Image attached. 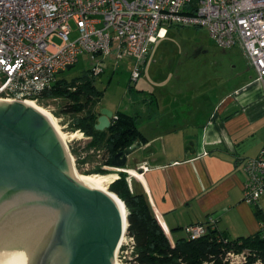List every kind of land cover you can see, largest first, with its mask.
Instances as JSON below:
<instances>
[{
    "label": "built area",
    "instance_id": "built-area-1",
    "mask_svg": "<svg viewBox=\"0 0 264 264\" xmlns=\"http://www.w3.org/2000/svg\"><path fill=\"white\" fill-rule=\"evenodd\" d=\"M172 26L202 27L218 47L237 46L257 79L264 81V0H0V98L38 102L36 96L55 84L58 71L75 65L81 55L90 63L89 77L103 72L107 60L114 67L130 60V79L135 81L153 45ZM72 32L77 33L73 39ZM117 118L115 111L110 124ZM138 168L143 164L134 171ZM242 171L243 200L262 212L259 233L264 239V209L259 205L264 197V148L243 159ZM125 173L130 186V170ZM208 226L215 228L213 216L183 230L196 239ZM250 258L252 264H261L250 249H230L222 264H247Z\"/></svg>",
    "mask_w": 264,
    "mask_h": 264
},
{
    "label": "crops",
    "instance_id": "crops-1",
    "mask_svg": "<svg viewBox=\"0 0 264 264\" xmlns=\"http://www.w3.org/2000/svg\"><path fill=\"white\" fill-rule=\"evenodd\" d=\"M239 52L242 65L226 80L217 69L209 75L205 72L197 83L199 92L189 89L182 102H177L180 91L167 98V104L175 100L191 108L193 98L200 95L194 99L201 104L186 111L188 124L181 118L182 111H165L177 121L171 127L181 124L177 128H184L183 150L178 151L171 140L164 146L155 144L158 133L146 140L141 137V149L129 155L119 171L130 170V192L144 197L171 245L179 237H188L184 226L205 223L209 216L214 217L215 228L230 239L259 231L262 212L243 200L242 161L264 148V81L257 79L255 69ZM158 96L154 95L157 103ZM147 148L150 151L144 154ZM139 164L144 168L134 171ZM259 205L264 209V197Z\"/></svg>",
    "mask_w": 264,
    "mask_h": 264
},
{
    "label": "water",
    "instance_id": "water-1",
    "mask_svg": "<svg viewBox=\"0 0 264 264\" xmlns=\"http://www.w3.org/2000/svg\"><path fill=\"white\" fill-rule=\"evenodd\" d=\"M23 101L0 100V264H112L116 204L78 179L47 118ZM112 113L97 111L94 129H108ZM140 149L133 142L111 165Z\"/></svg>",
    "mask_w": 264,
    "mask_h": 264
},
{
    "label": "rangeland",
    "instance_id": "rangeland-1",
    "mask_svg": "<svg viewBox=\"0 0 264 264\" xmlns=\"http://www.w3.org/2000/svg\"><path fill=\"white\" fill-rule=\"evenodd\" d=\"M70 25L74 28L72 21ZM76 36L77 33L72 32L69 37L73 39ZM239 53L237 46L228 50L218 48L202 27L172 26L167 37L159 39L154 44L140 76L135 81L130 79L132 65L129 60H122L115 67L111 61L107 60V66L103 72L95 77H90L95 90L99 93L97 102L92 98L85 106L86 92H82V94H77L74 100L68 97H58L55 100L47 99L37 102V104L47 110L53 109L51 113L56 118L63 117L61 123L67 124L64 131L82 130V138L71 139L67 143V150L79 173L104 174L112 172L118 175L120 169L116 168V170L119 169L116 171L115 167L107 163L110 149L107 148L105 137L103 142L97 143L96 141L90 145L91 131L88 126L81 124V121L84 122L83 117L87 110L93 108V111L94 109L99 111L101 108H107L113 112L124 111L134 116L137 131L145 140L158 133L161 134L160 139L155 144L164 146V143L167 144L168 140H171L173 146L181 151L185 148L182 138L184 133L182 129L184 128H177L183 127L181 124L176 129L171 127L176 125L177 121H174L173 117L169 118L165 111H182L181 118L187 124L190 123L186 111L201 104L200 99H194L199 98L200 95L193 98L194 102L190 105L191 108L185 103L178 105L177 102H182L186 98L183 94H189V89L191 92H199L197 83H199L198 80L204 78L205 72L209 75L217 69L226 80V76H230L232 71L242 65L243 57ZM89 65L90 63L81 55L75 65L57 73L53 79L54 81L62 80L70 85L85 74L88 76ZM184 82H192L193 85ZM224 87L226 88V86ZM82 90L84 91L83 88ZM177 91L183 92L177 96V102L174 100L173 103L167 104V98L176 94ZM155 94L159 95L158 103L154 99ZM72 103L76 104L74 112L65 111L64 109ZM125 242L121 249L119 248L115 256L116 260L119 259V264H137L134 260L136 253L134 240L127 234ZM163 262L166 261L163 260Z\"/></svg>",
    "mask_w": 264,
    "mask_h": 264
},
{
    "label": "trees",
    "instance_id": "trees-1",
    "mask_svg": "<svg viewBox=\"0 0 264 264\" xmlns=\"http://www.w3.org/2000/svg\"><path fill=\"white\" fill-rule=\"evenodd\" d=\"M74 83L76 85H73ZM73 86L75 87L74 91L68 89V87ZM82 92H86L85 106L92 98L97 102L99 93L86 74L70 85L62 80L55 81L53 86L41 92L36 98L38 102L58 97H68L74 100V97L77 94H82ZM75 107L76 104L72 103L64 110L71 113L74 112ZM117 114V120L103 131L94 129L97 111L95 109L93 111V108L87 110L83 117L84 122L81 121V124L88 126L91 131L92 141L90 145H93L96 141L97 143L103 142L105 137L107 148L110 149V157L107 159L109 165H111L113 155L119 149H124L136 141L142 142L140 133L135 126L134 116L120 110H117ZM126 176L125 172H119L116 180L108 186L107 192L114 194L118 202L121 204L123 202L122 205L128 210V226L125 235L128 234L134 239L136 248L134 260L137 264H222L226 250H242L244 248L256 252L261 264H264V239L260 237L259 231L246 237L230 239L216 228L212 229L208 226L207 232L203 236L196 239L179 237L175 240L174 245H171L163 229L149 212L144 197L141 194L130 192ZM256 211L260 214L259 210ZM220 237H227L229 242L224 244L219 241ZM163 260L166 262H163ZM253 260L254 258H250L247 264L252 263Z\"/></svg>",
    "mask_w": 264,
    "mask_h": 264
},
{
    "label": "bare ground",
    "instance_id": "bare-ground-1",
    "mask_svg": "<svg viewBox=\"0 0 264 264\" xmlns=\"http://www.w3.org/2000/svg\"><path fill=\"white\" fill-rule=\"evenodd\" d=\"M0 100L13 101L9 98H0ZM23 103L33 107L34 109L39 111L42 115H44L47 118V120L49 121V123L51 124V126L53 127V129L55 130V132L57 133L59 138L61 139V141H62V143L66 149L67 157H68L69 163L71 165V168L74 171V173L76 174V176L78 177V179L81 182L88 185L91 189L99 191V192L109 196L114 201V203L116 204V206L119 210L120 217H121L120 218L121 219V226H120V231H119V235L117 238L115 248L113 249V252L111 254V263L112 264H119L120 261H119V259L116 260L115 256L117 255L119 248L125 243V241L127 239V235H125V231H126V227H127L128 210L126 207H124L122 205L123 204L122 201H121L122 204L118 202V200L116 199L117 197L114 194H112L111 192L110 193L107 192L108 186L111 185L116 180L117 174L116 173H109V174L79 173L74 166L73 158H72L71 154L67 150V143L71 139L82 138L83 132L80 131V129H76L73 132H69V131L66 132V130L64 131L63 126L59 120V117L56 118L51 113L52 112L51 110L44 109L43 107L39 106L36 101H33L31 99H25L23 101Z\"/></svg>",
    "mask_w": 264,
    "mask_h": 264
},
{
    "label": "flooded vegetation",
    "instance_id": "flooded-vegetation-1",
    "mask_svg": "<svg viewBox=\"0 0 264 264\" xmlns=\"http://www.w3.org/2000/svg\"><path fill=\"white\" fill-rule=\"evenodd\" d=\"M169 33V32H168ZM168 33H167V35H168ZM167 35L164 37V38H166L167 37ZM174 90H176V89H174ZM137 142V141H136ZM138 143V142H137ZM121 150H123V149H119V151H121ZM118 152V151H117Z\"/></svg>",
    "mask_w": 264,
    "mask_h": 264
}]
</instances>
